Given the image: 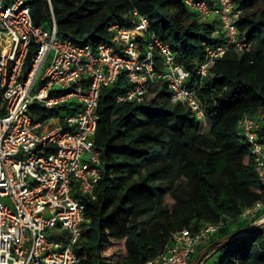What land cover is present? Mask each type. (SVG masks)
Masks as SVG:
<instances>
[{
    "label": "trees",
    "instance_id": "1",
    "mask_svg": "<svg viewBox=\"0 0 264 264\" xmlns=\"http://www.w3.org/2000/svg\"><path fill=\"white\" fill-rule=\"evenodd\" d=\"M233 1L242 11L238 28L253 46L209 66L204 88L197 89L202 119L171 103L163 83L144 103L116 102L129 86L123 76L101 91L94 143L103 172L95 198L86 201L89 224L75 245L79 264H146L183 229L222 221L214 241L251 226L237 218L262 198L264 187L236 124L244 114L264 115V0ZM30 10L36 25L48 27L52 12L60 36L93 47L110 41V25L128 26L135 10L191 80L205 55L201 42H218L215 26L199 22L181 0H31ZM39 109L33 113L40 117ZM259 138L264 142V123ZM159 152L160 161L146 163ZM234 223L246 226L230 230ZM211 257L202 264H264V230L215 247Z\"/></svg>",
    "mask_w": 264,
    "mask_h": 264
},
{
    "label": "built area",
    "instance_id": "2",
    "mask_svg": "<svg viewBox=\"0 0 264 264\" xmlns=\"http://www.w3.org/2000/svg\"><path fill=\"white\" fill-rule=\"evenodd\" d=\"M30 1L0 0V264H79L75 245L88 228L86 201L95 198L103 172L94 143L101 91L123 76L129 86L116 102L144 103L150 89L163 83L171 103L202 119L197 89L204 88L209 66L253 45L238 28L242 11L233 0H181L199 22L215 26L218 40L201 42L205 55L191 80L177 54L149 30V19L135 10L128 26L110 25V41L93 47L60 36L52 12L48 27L36 25ZM38 107L40 117L33 113ZM263 123L264 115L244 114L236 128L264 187ZM260 214L264 192L237 219L256 222ZM223 224L174 233L146 264H189ZM211 254L206 258L214 261Z\"/></svg>",
    "mask_w": 264,
    "mask_h": 264
},
{
    "label": "water",
    "instance_id": "3",
    "mask_svg": "<svg viewBox=\"0 0 264 264\" xmlns=\"http://www.w3.org/2000/svg\"><path fill=\"white\" fill-rule=\"evenodd\" d=\"M258 230H264V221L259 223V225L257 226L242 228L227 236L212 241L211 243L206 245L201 251H199L189 264H202L203 260L207 257V255L210 252H212L215 249V247L227 243L229 241H232L238 237L251 234Z\"/></svg>",
    "mask_w": 264,
    "mask_h": 264
},
{
    "label": "rangeland",
    "instance_id": "4",
    "mask_svg": "<svg viewBox=\"0 0 264 264\" xmlns=\"http://www.w3.org/2000/svg\"><path fill=\"white\" fill-rule=\"evenodd\" d=\"M161 159H162V156H161V153L159 152L158 155L155 158H152L151 160L146 161V163L157 162V161H160ZM158 183L164 184L165 182H158ZM178 183H180V181L177 182V185H178ZM165 203L168 204V205H170L172 203V199L169 196H167L165 198ZM258 218H259L258 221L251 222V226L250 227L257 226V225H259V223L263 222L264 221V214H262V215L260 214V216ZM146 222H147V218H144L143 219V223H146ZM239 226H246V224H243V223H234L232 225V228L230 230H233V228H237Z\"/></svg>",
    "mask_w": 264,
    "mask_h": 264
}]
</instances>
